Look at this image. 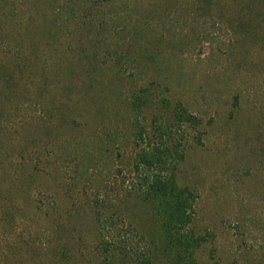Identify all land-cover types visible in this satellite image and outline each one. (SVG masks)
<instances>
[{
	"label": "rangeland",
	"instance_id": "1",
	"mask_svg": "<svg viewBox=\"0 0 264 264\" xmlns=\"http://www.w3.org/2000/svg\"><path fill=\"white\" fill-rule=\"evenodd\" d=\"M258 2L0 0V264H264ZM165 142L186 262L142 199L157 167L139 159Z\"/></svg>",
	"mask_w": 264,
	"mask_h": 264
},
{
	"label": "trees",
	"instance_id": "2",
	"mask_svg": "<svg viewBox=\"0 0 264 264\" xmlns=\"http://www.w3.org/2000/svg\"><path fill=\"white\" fill-rule=\"evenodd\" d=\"M244 4H247L248 7L251 5L259 6L258 2L259 0H241ZM261 4V3H260ZM88 9L90 10H97V5L95 3H90L88 5ZM247 13L241 12L237 14V17H235V22H239L243 20L238 15H246ZM259 16V20L263 21L261 22L259 27L264 26V2H263V9H261V16ZM93 16H88L86 18V22L92 23L93 22ZM111 19V18H110ZM106 16L103 17L102 23L106 24L108 20H110ZM146 22V21H145ZM143 25V24H141ZM258 27V28H259ZM143 28V27H142ZM141 30L138 29V33H142ZM138 106V105H135ZM177 111V110H176ZM181 116H180V115ZM176 113L177 119L179 121L185 120H196V117H193L192 115L188 114H181ZM182 125L179 126V129H181ZM160 135L164 136L160 133ZM166 137V136H164ZM183 159V153L182 150H180V146L173 147L172 149L167 148L166 142L161 147L157 146L155 148L151 149V152H143V156L139 159L140 166L145 167L146 169H149L151 166H155L157 171L153 175L152 179L147 180L144 177V183L146 188H143L142 190V199L150 201L152 200L154 202L153 207L156 210L157 216L159 217V220L161 222V227L159 230L160 237L159 239H162V245L166 248H168L169 252H173L177 257L179 261L188 260L190 258V255L192 251H190V248L192 247L189 240L192 241V239H188L186 234H184L183 229L185 228V224L187 222V215H186V208L188 207V203L191 197V194L188 192L187 189H180L177 187L175 183V177L174 173L171 171L169 175H162V165L166 164L168 165V162L170 164L169 169H173L179 161ZM156 203V204H155ZM99 219V218H98ZM100 220H98L99 222ZM125 233H128L132 236L129 237V239H126L122 244H118V247H121V251H123L124 255H127L129 251L134 250L135 254L137 256H141L142 254H139L137 251L138 249L135 247V241H133V238L137 237V231L132 228L131 225L125 223ZM104 226L101 225V228ZM104 236V235H102ZM133 237V238H132ZM139 238V237H138ZM195 242V241H194ZM102 245H105V242H101ZM113 244V243H111ZM115 246V245H114ZM145 247V246H144ZM123 248V249H122ZM136 248V250H135ZM143 248V247H142ZM106 249V248H104ZM119 249V250H120ZM132 249V250H131ZM167 250V249H166ZM182 253V258L180 257ZM145 262L144 260H139V264H143ZM177 264V263H176Z\"/></svg>",
	"mask_w": 264,
	"mask_h": 264
}]
</instances>
